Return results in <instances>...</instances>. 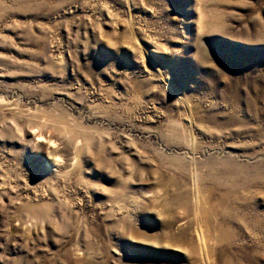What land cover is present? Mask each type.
<instances>
[{
    "label": "rangeland",
    "instance_id": "obj_1",
    "mask_svg": "<svg viewBox=\"0 0 264 264\" xmlns=\"http://www.w3.org/2000/svg\"><path fill=\"white\" fill-rule=\"evenodd\" d=\"M0 264H264V0H0Z\"/></svg>",
    "mask_w": 264,
    "mask_h": 264
},
{
    "label": "snow or ice",
    "instance_id": "obj_2",
    "mask_svg": "<svg viewBox=\"0 0 264 264\" xmlns=\"http://www.w3.org/2000/svg\"><path fill=\"white\" fill-rule=\"evenodd\" d=\"M53 146H55V145H53Z\"/></svg>",
    "mask_w": 264,
    "mask_h": 264
}]
</instances>
